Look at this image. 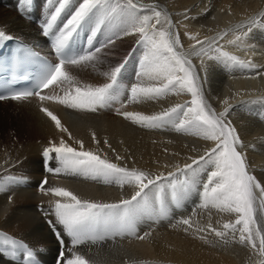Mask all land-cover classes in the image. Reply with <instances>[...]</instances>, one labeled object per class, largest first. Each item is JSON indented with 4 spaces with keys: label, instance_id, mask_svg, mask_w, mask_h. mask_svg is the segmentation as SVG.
<instances>
[{
    "label": "bare ground",
    "instance_id": "1",
    "mask_svg": "<svg viewBox=\"0 0 264 264\" xmlns=\"http://www.w3.org/2000/svg\"><path fill=\"white\" fill-rule=\"evenodd\" d=\"M81 2L71 0L67 7L68 18ZM112 2L115 3V0ZM134 2L144 6L143 14H150L149 10L155 7L172 20V31L180 37V50L189 56L199 75L206 77L203 90L207 103L217 114L227 110L226 120L240 137L243 146L238 150L246 158L248 171L264 186V0ZM5 4L0 0V31L40 46L41 39L36 30L20 20ZM254 20L260 23L252 26L253 30L246 39L242 37L235 44L229 43L237 35L246 32V26ZM87 26L92 34L94 24ZM103 28L106 35L111 34L107 26ZM225 32L227 35L218 39V45L241 61L255 65V68H227L207 57L192 55L200 47L196 45L197 40L205 41L207 47L208 40L218 38ZM102 36H105L104 32H101ZM138 39V34L122 36L115 40L114 45L102 51L100 62L69 66V70L81 87L102 85L108 82L103 73L118 64L103 54L108 52L119 57L120 53L132 49L135 50L132 55H143L144 49L137 44ZM193 45H196V49ZM132 55L125 68L133 73L131 84L138 82L137 72L142 58L133 59ZM145 83H148L146 78ZM45 94L62 96L64 92L61 87L53 86ZM190 100L191 95L188 93H169L160 99L139 103L125 100V108L118 104L111 111L98 110L95 113L79 112L54 101L41 102L39 99L0 102V182H8L10 177H29L36 183L41 169L39 154L50 142L59 143L61 138L77 150L79 144L76 141H83L84 150L98 153L122 167L139 169L153 177L161 174L168 177L169 172L176 173L178 167L191 164L192 159L204 155L214 144L196 135L177 132L171 124L157 129L141 127L117 115L116 110L120 108L121 111L154 115ZM42 106L58 116L71 133V139L68 133H61L55 128L50 118L41 111ZM93 133L96 140H93ZM117 156L121 159L117 160ZM177 176L180 180L184 179L182 174ZM171 179L168 177L160 183L167 185ZM206 180L207 172H201L196 187L182 201L187 204L185 214H178H183L179 221L191 217L193 228L185 231L186 226L175 222L173 218L170 223H158L149 230H143L139 235L149 233L143 240L136 238L134 243L123 244L119 241L86 248L85 252L92 253L86 259L91 264H264V256L250 246L240 244L238 234L235 239L228 235L225 242V239L207 229L204 232L197 231V228H206L208 223L222 229L223 223L234 222L237 218L235 214L199 207L202 185ZM47 181L43 191L34 188L13 190L8 185L9 190L0 192V232L17 237L36 249L47 247L49 252L53 248L52 240L35 207L41 203L53 211L54 202L62 198L53 196L47 192L48 189L63 187L82 200L97 203H119L130 199L135 191L129 185L121 188L114 183L105 184L99 180L63 173L48 177ZM257 219L264 228V213L258 211Z\"/></svg>",
    "mask_w": 264,
    "mask_h": 264
},
{
    "label": "snow or ice",
    "instance_id": "2",
    "mask_svg": "<svg viewBox=\"0 0 264 264\" xmlns=\"http://www.w3.org/2000/svg\"><path fill=\"white\" fill-rule=\"evenodd\" d=\"M55 4L50 18L43 25L45 35H53L52 47L58 57L55 64L44 63L33 90L15 92L12 100H25L36 96L41 102L54 101L66 108L79 112L95 113L100 109L110 108L113 104H120L121 108L128 103H139L157 100L169 93L191 95L190 102L176 104L159 114L146 115L141 112L121 111L117 115L131 121L133 124L149 129L163 128L171 124L177 132L196 135L214 146L204 155L192 159L191 164L177 168L176 173L169 172L167 185L160 183L168 179L161 175L151 174L139 170L128 169L109 161L106 157L93 151L84 150L83 141H76L79 150L70 146L63 138L59 143L50 142L43 151L46 163L55 160L58 166L47 167V171L54 174L81 176L85 179L99 180L105 184H116L123 188L132 186L135 191L130 199L119 203H97L82 200L73 192L63 187H53L47 190L53 196L62 198L54 202L53 214L55 221H49L53 232L61 244L58 264H91L84 255L76 251L77 246L88 242H96L109 237L135 236L139 240L146 238L149 233L139 235L138 223L144 217L153 218L164 215L169 203L177 206L196 187L201 172H207V180L202 185L201 208L216 209L221 213L235 214L234 222H225L222 229H217L208 223L205 227L197 228L204 232L206 229L215 236L225 239L238 234V242L250 246L254 251L264 256V228L260 226L257 212L264 213V186L248 171L246 158L238 150L242 142L231 123L226 120L227 110L217 114L207 103L202 78L196 71L192 60L181 51L180 37L172 31V20L162 11L151 8L150 14L144 13V6L134 0H124L123 3H113L112 0H82L63 23L62 27L53 32L61 14L69 6L71 0H48ZM22 6L29 7L31 0H21ZM260 21H251L246 26L247 31L237 35L235 44L253 30V25ZM88 24H94L89 37V49L83 53H73L71 42L75 35ZM108 27L110 35L99 42V46H92L93 38ZM138 34L137 44L144 51L139 61L136 83L126 88L122 84V76L129 58L112 66L110 71L103 73L108 82L99 85L79 86L76 78L71 74L69 66L94 64L101 61L104 49L114 45L116 39L122 36ZM227 33L207 41H196L200 47L192 52L198 57H207L227 68H255L250 62L241 61L235 55L229 54L218 45V39H223ZM195 39V37H191ZM12 37L0 31V40H11ZM135 51V50H133ZM211 53V54H210ZM31 51H22V57L35 56ZM203 64V61H202ZM207 69H205L206 73ZM145 78L148 83H145ZM50 86L61 87L64 94L42 95L41 90ZM66 86V87H65ZM8 97L0 96V99ZM41 111L54 123L61 133H71L56 114L47 107ZM93 140H96L93 133ZM99 143V141H96ZM104 143H107L105 141ZM117 160L121 157L117 156ZM177 174L184 176L180 180ZM21 180L10 178L8 182H0V192L9 190V183H21ZM48 181L44 180L43 185ZM258 202V203H257ZM179 223L186 226L185 231L194 227L191 217L184 218ZM58 226L61 230H58ZM64 237L70 241L65 245ZM203 238V237H202ZM0 247H6L16 258L17 250H23L25 264H36L34 253L28 246L7 234L0 232Z\"/></svg>",
    "mask_w": 264,
    "mask_h": 264
},
{
    "label": "rangeland",
    "instance_id": "3",
    "mask_svg": "<svg viewBox=\"0 0 264 264\" xmlns=\"http://www.w3.org/2000/svg\"><path fill=\"white\" fill-rule=\"evenodd\" d=\"M116 2H120V3H123L124 1H121V0H115V3ZM105 36H107L106 34H104ZM105 36H102V38H101V41H103V40H105ZM129 53H132V54H134L133 53V50L131 49L130 51L128 50H126V51H124V52H122V53H120L119 55V57L116 55L115 57L112 55V54H108V52L107 53H105V54H103L104 56H106V57H109V58H111L115 63H121L126 57H128L129 56ZM133 56V59L135 58V59H139V58H141L142 57V55H140V54H135V55H132Z\"/></svg>",
    "mask_w": 264,
    "mask_h": 264
}]
</instances>
